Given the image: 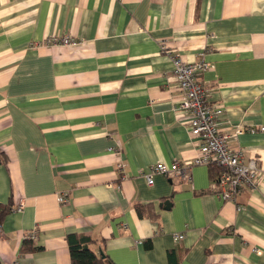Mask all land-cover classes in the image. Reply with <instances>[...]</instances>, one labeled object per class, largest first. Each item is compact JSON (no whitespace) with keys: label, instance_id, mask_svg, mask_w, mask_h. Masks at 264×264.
<instances>
[{"label":"crops","instance_id":"1","mask_svg":"<svg viewBox=\"0 0 264 264\" xmlns=\"http://www.w3.org/2000/svg\"><path fill=\"white\" fill-rule=\"evenodd\" d=\"M53 37L75 43L31 46ZM175 55L209 64L197 79L220 132L264 127V0H0L2 264H70L71 233L113 264H264V131L227 140L260 174L221 201L209 167L191 166ZM174 161L191 182L146 184L147 168ZM25 240L38 250L23 253Z\"/></svg>","mask_w":264,"mask_h":264},{"label":"built area","instance_id":"2","mask_svg":"<svg viewBox=\"0 0 264 264\" xmlns=\"http://www.w3.org/2000/svg\"><path fill=\"white\" fill-rule=\"evenodd\" d=\"M75 43L71 37L48 38L42 43H33L32 47L41 45L70 46ZM161 49L164 51L165 46ZM171 73L178 84V100L175 109L188 114L189 136L197 143V156L193 159L191 166H206L220 169L216 174L213 187L218 197L223 202H236L239 194L244 190L255 191L257 188L260 168L256 159H247L243 152L231 150L227 140L245 132L254 134L256 131H264V127L243 128L236 127L231 134L220 132L218 128L219 117L222 109L209 104L207 91L203 84L197 79L199 75L209 69V64L204 61L188 63L178 56H171ZM179 161H174L170 166L158 163L150 166L144 171L143 178L148 186H153V177L157 174L170 179H177L181 182H191L190 168ZM116 170L124 178L123 167L120 163ZM57 201L60 204L67 202L66 195H58ZM23 205L15 207L20 212ZM239 211V207H238ZM28 239H37V233L28 235ZM174 241L183 239L182 234H174Z\"/></svg>","mask_w":264,"mask_h":264},{"label":"trees","instance_id":"3","mask_svg":"<svg viewBox=\"0 0 264 264\" xmlns=\"http://www.w3.org/2000/svg\"><path fill=\"white\" fill-rule=\"evenodd\" d=\"M6 158L4 154L0 153V165L6 163ZM211 183L213 184L214 178L220 169L215 167H209ZM12 210L11 203L0 204V224L8 213ZM136 212L139 217H148L155 219L156 215L152 211L150 205H137ZM66 242L68 245V252L70 257V264H113L107 256L103 258L97 254L91 246L94 244V241L89 237L81 234L71 233L66 235ZM38 248L33 246L31 241L25 240L21 251L23 253L37 251ZM0 264H2L0 262Z\"/></svg>","mask_w":264,"mask_h":264},{"label":"water","instance_id":"4","mask_svg":"<svg viewBox=\"0 0 264 264\" xmlns=\"http://www.w3.org/2000/svg\"><path fill=\"white\" fill-rule=\"evenodd\" d=\"M163 206H164V209H168L170 207V203L168 201H166ZM99 255L101 258L104 257V255L101 251H99Z\"/></svg>","mask_w":264,"mask_h":264}]
</instances>
